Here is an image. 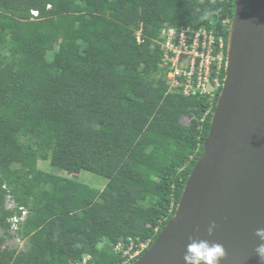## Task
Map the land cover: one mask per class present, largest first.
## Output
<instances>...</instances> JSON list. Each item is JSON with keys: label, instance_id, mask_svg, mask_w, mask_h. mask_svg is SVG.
<instances>
[{"label": "trees", "instance_id": "1", "mask_svg": "<svg viewBox=\"0 0 264 264\" xmlns=\"http://www.w3.org/2000/svg\"><path fill=\"white\" fill-rule=\"evenodd\" d=\"M235 2L0 0V264H116L118 241L152 244L203 152L219 94L170 90L157 39L165 23L213 22L227 41ZM81 171L104 187L78 180ZM6 193L28 211L22 249L7 243L19 211Z\"/></svg>", "mask_w": 264, "mask_h": 264}, {"label": "water", "instance_id": "2", "mask_svg": "<svg viewBox=\"0 0 264 264\" xmlns=\"http://www.w3.org/2000/svg\"><path fill=\"white\" fill-rule=\"evenodd\" d=\"M244 7L236 0L203 152L172 218L131 264H185L195 239L223 245L219 264H264L255 253L261 243L255 232L264 228V0Z\"/></svg>", "mask_w": 264, "mask_h": 264}, {"label": "built area", "instance_id": "3", "mask_svg": "<svg viewBox=\"0 0 264 264\" xmlns=\"http://www.w3.org/2000/svg\"><path fill=\"white\" fill-rule=\"evenodd\" d=\"M37 15L36 10H32ZM225 37L216 31L214 23L210 26L192 28L183 25L165 23L161 29L157 43L162 52L159 67L169 85V89L180 92L184 96H200L213 100L219 93L223 80L225 64ZM5 207L18 209V213L9 218L11 237H19L17 230L27 217V209L18 206L10 193H6ZM148 242L135 244L131 238L128 243L118 241L114 250L122 260L116 264H130L144 251ZM19 249V247L14 244ZM89 256L82 261L71 264H86Z\"/></svg>", "mask_w": 264, "mask_h": 264}, {"label": "clouds", "instance_id": "4", "mask_svg": "<svg viewBox=\"0 0 264 264\" xmlns=\"http://www.w3.org/2000/svg\"><path fill=\"white\" fill-rule=\"evenodd\" d=\"M215 227V222H212L207 229L209 236L213 234ZM255 235L261 241L256 246L255 253L258 260L264 262V228H258ZM225 256L223 245L207 239H195L187 245L183 259L185 264H219Z\"/></svg>", "mask_w": 264, "mask_h": 264}, {"label": "rangeland", "instance_id": "5", "mask_svg": "<svg viewBox=\"0 0 264 264\" xmlns=\"http://www.w3.org/2000/svg\"><path fill=\"white\" fill-rule=\"evenodd\" d=\"M138 38H140V32H137ZM190 121V118L186 115H182L180 117V123L182 125H186L188 124ZM38 167L40 169H43L45 171L48 172H52L55 174H62V170H60L57 167H54L52 165H50L48 160H38ZM70 177H73V175H68ZM78 180L92 186L98 189H101L104 187L105 183H106V178H104L103 176L88 172V171H81L78 174ZM3 230L0 228V235L2 234ZM26 239L25 238H19V237H14V238H8L7 243L8 244H12L14 246V244H16L19 249H22L26 246ZM86 258V257H85Z\"/></svg>", "mask_w": 264, "mask_h": 264}]
</instances>
